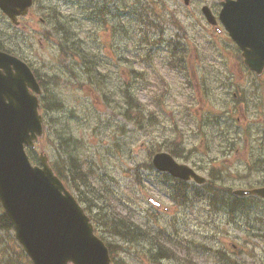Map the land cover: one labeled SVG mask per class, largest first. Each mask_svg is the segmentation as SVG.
Returning a JSON list of instances; mask_svg holds the SVG:
<instances>
[{
    "label": "rangeland",
    "instance_id": "rangeland-1",
    "mask_svg": "<svg viewBox=\"0 0 264 264\" xmlns=\"http://www.w3.org/2000/svg\"><path fill=\"white\" fill-rule=\"evenodd\" d=\"M219 1L36 0L18 27L0 16V40L30 62L44 82L41 98L54 109L42 113L49 129L35 148L54 160L56 132L75 139V155L91 180L82 187L93 206L87 214L96 234L114 246L113 264H223L227 257L264 264V224L254 218L261 201L251 200L248 222L229 217L222 199L215 207L217 198L206 190L178 204L158 185L155 168L144 166L151 153L177 149L174 158L219 186L224 200L223 188L264 184V75L243 64L220 23L216 30L205 20L202 5L217 15ZM89 8L95 17L86 19ZM55 14L77 48L73 55L61 57ZM146 14L156 28L146 27ZM129 99L142 105L137 113ZM188 184L190 191L201 186ZM115 215L145 230L143 236L127 242L114 235ZM161 247L166 253L156 256ZM9 259L28 264L13 229H0V264Z\"/></svg>",
    "mask_w": 264,
    "mask_h": 264
},
{
    "label": "water",
    "instance_id": "water-1",
    "mask_svg": "<svg viewBox=\"0 0 264 264\" xmlns=\"http://www.w3.org/2000/svg\"><path fill=\"white\" fill-rule=\"evenodd\" d=\"M31 4L32 0H0V9L16 23ZM220 4L218 20L240 48L243 62L261 74L264 0H221ZM201 11L208 23H217L209 6L203 5ZM40 92L30 66L0 50V203L16 240L33 264H111L107 246L95 234L82 206L54 173L47 155L41 152L37 165L26 153V147L33 148L43 135ZM152 164L173 177L205 182L192 167L177 162L168 152H156ZM232 192L264 198V185ZM149 200L159 206V202Z\"/></svg>",
    "mask_w": 264,
    "mask_h": 264
},
{
    "label": "trees",
    "instance_id": "trees-1",
    "mask_svg": "<svg viewBox=\"0 0 264 264\" xmlns=\"http://www.w3.org/2000/svg\"><path fill=\"white\" fill-rule=\"evenodd\" d=\"M95 17V15H94ZM142 17V21L145 23L146 27L148 29L150 28H156L155 26H153V24L151 23L153 21V19L149 16V14H146L145 17ZM138 19H140V17H138ZM149 25V26H147ZM56 31L61 34V37L59 38L58 41V45L60 48V54L61 57H66L67 56V52L70 50H75L74 48L71 47L70 41H69V36H68V32L63 28V26L59 25L57 28H55ZM151 39V38H150ZM153 42H157V40H152ZM151 42V40H150ZM179 43V47L182 50V52H184V46ZM0 49L8 51L6 49V44L0 40ZM73 51H72V55H73ZM10 52V51H8ZM78 52V51H75ZM13 54H17V52H12ZM20 58L25 60L30 66V62L21 54H19ZM182 58L183 55L180 54L179 55V59H176L178 62V65L181 67L183 66L182 63ZM83 65V63H82ZM86 72H90L91 69L86 66L85 67ZM38 81L42 84H44L43 80L41 79V77H39V75L36 73V71H34ZM125 93L127 94V96L129 97L130 95L127 93V91L125 90ZM127 105L130 106L132 108V111H134L135 113H137L138 108L140 107V102H137L136 99H129L126 101ZM40 105H41V112H46V110H54L53 108H50V106H48L47 101L43 98L40 97ZM60 103H56L54 104V107H56L55 109H58V107L60 106ZM142 106V105H141ZM135 109V110H133ZM137 110V111H136ZM129 112V110H128ZM131 112V111H130ZM51 119V118H50ZM49 121L46 120L45 121V131L47 132L49 128ZM46 137V135L44 134V136L42 137L43 139ZM57 138L59 139V144H57V158L54 160H50V165L52 166L54 172L56 173V175L64 182V184L66 185L67 188H69L76 196L77 200L80 203L84 204V209L87 213H89L91 215V211H92V205H90L87 201V198L85 196H83V190L82 187L85 186L86 188L91 187V180H89V173L86 169L83 168L82 164H81V160L78 159V157L75 155L76 152V148H74V146L76 145L75 139H73L72 136L69 137H63V135L59 132H56V138L55 140H57ZM176 144V143H175ZM73 145V146H71ZM177 146V145H176ZM42 150V149H41ZM63 151L64 155L66 158H62L60 151ZM169 153H171L173 156L178 157L179 156V152L177 149H168ZM28 155L30 156L31 160L33 163H38V153L39 151L36 150V148H29L27 149ZM152 153L148 156L149 159L151 158ZM66 159V161H65ZM145 167L147 168H152V164L149 161L148 163L144 164ZM157 174L160 177V181L161 182H157L158 185L159 183H161V185H163L165 187V192L169 195V197L176 203L178 204H182L185 203L186 201H188L191 197L194 196V198H199L201 196H203L204 194V190L209 191V195L211 199H215L213 200V205L216 207L217 206V202L220 201L221 199V204L222 207H224L227 211V213L229 214V217H235L237 214L241 215L243 218L246 219V222H248L249 218H250V212L252 211L250 209L251 207V200L253 201H261L263 203V207H261L259 209V212L254 213V218L257 219L260 223L264 224V199H261L259 197L256 196H246V197H236L231 195V189L229 187L227 188H223L226 189L228 195L226 196L225 200L224 197L221 196L220 191L218 190V187L216 184H212V182L210 183L209 181L206 182V184L202 185V186H196L194 185V191H190L189 190V184L186 181H183L181 179H177V178H173L171 176H169L167 173H160ZM169 183V184H167ZM160 186V185H159ZM197 187V188H195ZM191 188V187H190ZM220 189V188H219ZM196 190V191H195ZM207 193V192H206ZM221 196V197H220ZM174 198V199H173ZM250 201V203H249ZM93 219V218H91ZM93 221L95 222V220L93 219ZM105 224H108L105 222ZM109 226L111 227L110 230L111 232L120 237L122 240L127 241V242H132L131 238H140L141 236H143V233L145 230H139L137 229L138 227H135V224H132L131 221H129L127 219V217L125 216H119V215H115L112 220H110V224ZM0 229L2 230H12V224L11 221L9 220L8 216L6 215V213L4 211H2V213H0ZM139 231V233H138ZM253 235H256L255 233ZM106 245L109 248L110 251V255L112 257V253L114 251V246L109 243V242H105ZM255 248V245H253V249ZM167 248H159L158 251H156V256L157 255H162V253H166ZM21 255L23 256V254L21 253ZM223 255H225L223 253ZM165 256V255H164ZM28 258V257H27ZM222 258H224L222 256ZM10 260H8V264L10 263ZM28 264H32V262L28 259L27 261ZM16 264H25L22 261H16ZM223 264H239L238 262L235 261H230L229 258L227 257L225 259V262ZM242 264V263H241ZM245 264V263H243Z\"/></svg>",
    "mask_w": 264,
    "mask_h": 264
},
{
    "label": "flooded vegetation",
    "instance_id": "flooded-vegetation-1",
    "mask_svg": "<svg viewBox=\"0 0 264 264\" xmlns=\"http://www.w3.org/2000/svg\"><path fill=\"white\" fill-rule=\"evenodd\" d=\"M0 16H4V17H6L1 11H0ZM7 18V17H6ZM8 19V18H7ZM19 19V23L21 22L20 20V18H18Z\"/></svg>",
    "mask_w": 264,
    "mask_h": 264
},
{
    "label": "bare ground",
    "instance_id": "bare-ground-1",
    "mask_svg": "<svg viewBox=\"0 0 264 264\" xmlns=\"http://www.w3.org/2000/svg\"><path fill=\"white\" fill-rule=\"evenodd\" d=\"M150 174V173H149ZM152 174V173H151ZM174 199V198H173Z\"/></svg>",
    "mask_w": 264,
    "mask_h": 264
}]
</instances>
